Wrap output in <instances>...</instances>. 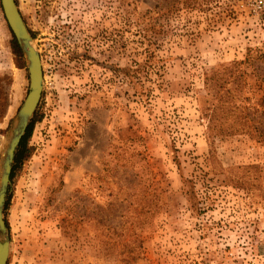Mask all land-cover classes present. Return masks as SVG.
<instances>
[{
    "label": "rangeland",
    "instance_id": "374dc122",
    "mask_svg": "<svg viewBox=\"0 0 264 264\" xmlns=\"http://www.w3.org/2000/svg\"><path fill=\"white\" fill-rule=\"evenodd\" d=\"M16 1L44 86L7 264H264V0ZM12 38L0 0V165Z\"/></svg>",
    "mask_w": 264,
    "mask_h": 264
},
{
    "label": "water",
    "instance_id": "95a60500",
    "mask_svg": "<svg viewBox=\"0 0 264 264\" xmlns=\"http://www.w3.org/2000/svg\"><path fill=\"white\" fill-rule=\"evenodd\" d=\"M4 15L22 50L29 70V91L12 124L0 165V264H7L10 241L3 237L7 231L4 209L15 156L32 117L41 100L44 86V69L34 38L23 18L16 0H1Z\"/></svg>",
    "mask_w": 264,
    "mask_h": 264
},
{
    "label": "trees",
    "instance_id": "16d2710c",
    "mask_svg": "<svg viewBox=\"0 0 264 264\" xmlns=\"http://www.w3.org/2000/svg\"><path fill=\"white\" fill-rule=\"evenodd\" d=\"M11 46H12V50L13 52L22 57V52H21V49H20V46L16 40V38L14 37L13 35V38L11 40ZM36 119L28 126L23 138L21 139V142H20V145H19V149L16 153V156H15V166L13 168V171H12V174H11V177L13 176L14 174V171L16 169V165L21 163L27 156L30 155V151H29V148H28V139L30 138L31 134H32V131H33V128H34V123H35Z\"/></svg>",
    "mask_w": 264,
    "mask_h": 264
}]
</instances>
